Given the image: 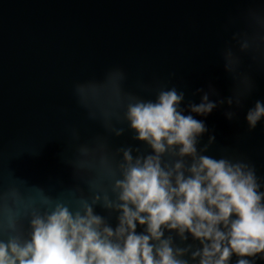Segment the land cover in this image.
Listing matches in <instances>:
<instances>
[{
    "label": "water",
    "instance_id": "water-1",
    "mask_svg": "<svg viewBox=\"0 0 264 264\" xmlns=\"http://www.w3.org/2000/svg\"><path fill=\"white\" fill-rule=\"evenodd\" d=\"M228 52L235 73L225 70ZM114 68L125 72L128 91L155 99L140 85L175 87L186 103L199 102L197 89L227 100L250 76L254 89L242 108L218 104L205 119L216 137L207 154L246 159L264 182V121L251 132L245 122L247 109L264 101V0H0V179H23L52 195L87 193L79 160L119 159L126 145L144 151L131 133L109 132L92 102L108 94L103 82ZM77 84L97 85L86 88V104ZM230 110L237 119H226ZM206 143L207 135L200 146Z\"/></svg>",
    "mask_w": 264,
    "mask_h": 264
},
{
    "label": "clouds",
    "instance_id": "clouds-1",
    "mask_svg": "<svg viewBox=\"0 0 264 264\" xmlns=\"http://www.w3.org/2000/svg\"><path fill=\"white\" fill-rule=\"evenodd\" d=\"M247 47V45H245ZM238 61L225 55V70ZM126 74L110 70L107 95L93 97L104 127L126 145L79 160L87 193L79 187L57 195L23 179H0V264H255L264 260V182L246 159L208 155L216 143L205 119L218 104L240 109L254 83L243 74L227 100L197 89L199 102L177 88L140 85L155 99L128 91ZM75 91L87 103L86 88ZM203 117L204 119H201ZM229 121L238 112L225 113ZM115 121L113 123L112 121ZM264 121V101L247 109L249 132ZM121 125V126H117ZM207 135V143L201 140ZM82 157L90 150L79 149ZM101 208L104 214L97 211Z\"/></svg>",
    "mask_w": 264,
    "mask_h": 264
}]
</instances>
